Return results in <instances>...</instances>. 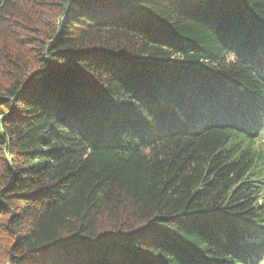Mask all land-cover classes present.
Instances as JSON below:
<instances>
[{
    "label": "trees",
    "instance_id": "16d2710c",
    "mask_svg": "<svg viewBox=\"0 0 264 264\" xmlns=\"http://www.w3.org/2000/svg\"><path fill=\"white\" fill-rule=\"evenodd\" d=\"M1 23L0 264L260 263L264 0H0Z\"/></svg>",
    "mask_w": 264,
    "mask_h": 264
},
{
    "label": "rangeland",
    "instance_id": "374dc122",
    "mask_svg": "<svg viewBox=\"0 0 264 264\" xmlns=\"http://www.w3.org/2000/svg\"><path fill=\"white\" fill-rule=\"evenodd\" d=\"M29 12L27 11L26 12V14H24V17H16L15 18V20H14V22L16 23V26L18 27V25L20 24V23H18V22H21L22 23V21L23 22H25L26 20H27V18H28V14ZM10 21H13V20H10ZM9 21V22H10ZM13 24V26L15 27V24L14 23H12ZM5 25L6 24H2L1 23V28H0V33H1V30L3 31L6 27H5ZM3 26V27H2ZM9 30H5V32L7 33ZM3 32L0 34V45L1 44H4V37H3ZM10 43V42H9ZM11 46V45H10ZM259 264H264V257H263V259L260 261V263Z\"/></svg>",
    "mask_w": 264,
    "mask_h": 264
}]
</instances>
